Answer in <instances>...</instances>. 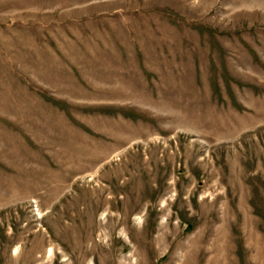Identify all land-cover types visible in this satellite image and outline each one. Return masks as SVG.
Returning <instances> with one entry per match:
<instances>
[{
  "label": "rangeland",
  "instance_id": "1",
  "mask_svg": "<svg viewBox=\"0 0 264 264\" xmlns=\"http://www.w3.org/2000/svg\"><path fill=\"white\" fill-rule=\"evenodd\" d=\"M0 264H264V0H0Z\"/></svg>",
  "mask_w": 264,
  "mask_h": 264
}]
</instances>
